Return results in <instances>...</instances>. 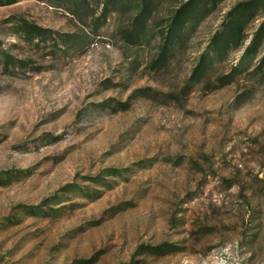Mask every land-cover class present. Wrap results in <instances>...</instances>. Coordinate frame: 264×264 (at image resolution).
Wrapping results in <instances>:
<instances>
[{
  "label": "rangeland",
  "instance_id": "1",
  "mask_svg": "<svg viewBox=\"0 0 264 264\" xmlns=\"http://www.w3.org/2000/svg\"><path fill=\"white\" fill-rule=\"evenodd\" d=\"M0 264H264V0L0 3Z\"/></svg>",
  "mask_w": 264,
  "mask_h": 264
},
{
  "label": "trees",
  "instance_id": "2",
  "mask_svg": "<svg viewBox=\"0 0 264 264\" xmlns=\"http://www.w3.org/2000/svg\"><path fill=\"white\" fill-rule=\"evenodd\" d=\"M13 0H0V3H3V4H9L11 3Z\"/></svg>",
  "mask_w": 264,
  "mask_h": 264
}]
</instances>
